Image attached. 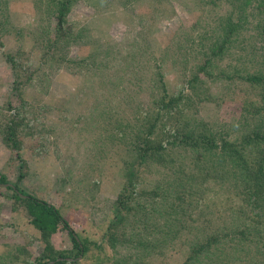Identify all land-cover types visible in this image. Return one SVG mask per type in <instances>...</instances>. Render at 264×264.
<instances>
[{
	"label": "rangeland",
	"instance_id": "rangeland-1",
	"mask_svg": "<svg viewBox=\"0 0 264 264\" xmlns=\"http://www.w3.org/2000/svg\"><path fill=\"white\" fill-rule=\"evenodd\" d=\"M61 1L0 0V175L101 240L104 264H186L208 236L188 264H264V182L243 195L213 179L232 171L226 140L264 133V82L248 79L264 76L262 0H71L58 15ZM253 149L264 173V141ZM72 247L0 188V264Z\"/></svg>",
	"mask_w": 264,
	"mask_h": 264
},
{
	"label": "trees",
	"instance_id": "trees-1",
	"mask_svg": "<svg viewBox=\"0 0 264 264\" xmlns=\"http://www.w3.org/2000/svg\"><path fill=\"white\" fill-rule=\"evenodd\" d=\"M71 0H65L58 3V15L59 14H65L68 10V4ZM258 6H264V0L260 1L258 3ZM260 14V12H259ZM257 15V14H256ZM261 15L264 18V14ZM252 17H256L254 14ZM258 28L254 27L253 31L255 34H258L259 30H256ZM254 32H251L250 35L254 34ZM257 32V33H256ZM254 40H251L250 43H253ZM220 44L223 46L225 44V41H221ZM222 48V47H221ZM242 49V48H241ZM248 53L245 52V55ZM253 59L261 60L260 58H256L255 56H252ZM250 80H257V82H264V76L256 74H252L249 76ZM10 126V131H11ZM243 133V134H242ZM242 133L234 134L233 140H226L222 144V152L228 156L230 160V165L233 164L231 167V172H227L221 175H216L214 180H219V183H224L225 181H230L233 188L239 189V192L245 195V191H252L256 195L257 185L262 186L263 185V167L261 160L258 161L259 156L256 155V153L253 151V148L256 147V145H260L261 142L264 141V133L261 131H255L254 129L246 130ZM242 134V135H240ZM14 133L12 132L11 136L9 135L6 139L7 142L15 141ZM179 142L182 144H185L191 148L194 146L197 147V149H203L211 147V145L208 144L207 138L205 137H191V136H181L179 138ZM213 147V146H212ZM209 150V149H208ZM247 150V151H246ZM198 151V150H196ZM247 152V154H245ZM250 153L252 155H250ZM147 152L142 153L143 156H145ZM152 157H155L151 152L149 153ZM238 171H246L247 178L249 179V182L247 184H243L241 180H239L236 176L238 174ZM133 168L127 170V174L129 177L134 176L133 174ZM22 178V175L19 174L16 183H9L4 175H0V188H4L5 190H8L10 192V199L13 200L14 203L18 204L20 208H23L25 211V214L27 216V219L29 223L37 229L40 234L46 238L48 236L54 235L58 232L65 231V233L68 235L70 241L72 242V250L74 249L75 252L71 256L64 254L63 252H55L48 249H45L42 251L40 256L35 258L36 264H47L48 262L52 261V264H78V257L80 256V261L83 263L80 264H104L105 260H107V255L105 254V247L102 244V241L96 242L94 240H87V239H81L78 234L73 231L71 226L68 224L66 220L62 218L60 215L58 209L54 207L53 205L49 204L48 202L38 199L25 191H23L20 187V185L17 184L18 181H20ZM132 181V179H131ZM224 181V182H223ZM131 183V182H129ZM128 183V188H130V185ZM119 197H122L119 196ZM264 199H255V205L256 207L262 205L260 204ZM123 202L121 201V198L119 201H117V204L115 206L116 210L114 213V218H112L111 221V228L119 230L122 226V224L128 219V211L124 212L125 210L121 208V204ZM150 214L152 215L151 218H155V214L153 210H150ZM130 216V215H129ZM159 217V216H158ZM157 217V218H158ZM149 217L147 218H136L134 217L132 220H134L137 223H141L143 226H145L148 221ZM209 237V236H208ZM203 239L200 241V243L197 242L190 250L189 255L186 257L185 263L188 264L192 259H194V254L198 253L200 251H203L208 247L209 241L208 239ZM212 237V236H210ZM141 245V242L139 241V244ZM208 245V246H206ZM93 249V250H92ZM204 252V251H203ZM70 260L69 263H67V260Z\"/></svg>",
	"mask_w": 264,
	"mask_h": 264
}]
</instances>
